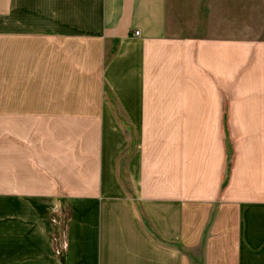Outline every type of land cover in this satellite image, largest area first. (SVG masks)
<instances>
[{"label": "crops", "instance_id": "0c3cea01", "mask_svg": "<svg viewBox=\"0 0 264 264\" xmlns=\"http://www.w3.org/2000/svg\"><path fill=\"white\" fill-rule=\"evenodd\" d=\"M0 264H264V0H0Z\"/></svg>", "mask_w": 264, "mask_h": 264}, {"label": "built area", "instance_id": "2783aa9c", "mask_svg": "<svg viewBox=\"0 0 264 264\" xmlns=\"http://www.w3.org/2000/svg\"><path fill=\"white\" fill-rule=\"evenodd\" d=\"M134 34H135V35H138V31H135Z\"/></svg>", "mask_w": 264, "mask_h": 264}]
</instances>
